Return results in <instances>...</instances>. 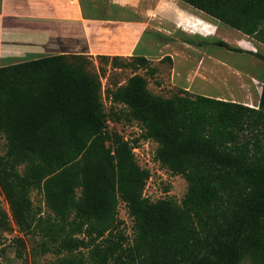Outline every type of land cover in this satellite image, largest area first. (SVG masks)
<instances>
[{
    "label": "trees",
    "instance_id": "obj_1",
    "mask_svg": "<svg viewBox=\"0 0 264 264\" xmlns=\"http://www.w3.org/2000/svg\"><path fill=\"white\" fill-rule=\"evenodd\" d=\"M179 1L248 37L264 22V0ZM256 40L264 45V31ZM130 59L135 68L149 63ZM87 60L0 67V198L8 206L0 208V231L11 223L21 232L36 227L58 253L88 249L87 261L62 264H264V80L254 107L201 95L163 98L137 74L110 93L157 143L155 160L186 181L179 206L143 196L149 171L135 160L137 140L106 130L100 80ZM33 190L54 221L33 220ZM119 201L133 219L127 245L117 232Z\"/></svg>",
    "mask_w": 264,
    "mask_h": 264
},
{
    "label": "rangeland",
    "instance_id": "obj_2",
    "mask_svg": "<svg viewBox=\"0 0 264 264\" xmlns=\"http://www.w3.org/2000/svg\"><path fill=\"white\" fill-rule=\"evenodd\" d=\"M177 1L182 9H187L185 3ZM190 9L192 16L184 17L177 13L179 16L175 17V10L167 2L161 1L147 12L144 11L143 22L146 28L148 26L145 37L152 33L154 45L145 42L146 45L140 46L138 52H135L134 56H143L149 61L143 67L135 68V64H131L130 58L133 55L85 56L88 58L87 70L96 74L100 80L101 101L107 116L106 130L117 132L131 145L137 140L133 150L135 160L141 168L149 171L143 196L151 202L169 199L179 206L187 191L186 181L155 160L157 143L144 137L145 131L141 124L129 119L127 109L112 102L110 93L137 74L146 78L152 94L163 98L177 94L190 97L212 95L219 100L237 103L247 100L250 103L248 106L254 107L258 106L264 80V45L256 40L264 31V22L256 38L248 37L202 12ZM226 32L231 35L228 37ZM219 40L232 48L257 52L263 59L218 47L216 43ZM104 57L109 59L105 60ZM113 57H118L117 61H110ZM235 63L241 68L240 72L235 68L238 73L232 68ZM5 152V140L0 137V156H4ZM79 195L78 189L76 196ZM30 198L34 221L39 217L41 220L48 218L54 221L41 192L33 190ZM0 208L8 211L2 198ZM117 212L121 222L117 232L126 238L125 245L130 244L133 238V219L121 201L118 202ZM76 238L87 240L83 234ZM57 248V244L49 242L36 227L21 232L11 223V230L0 231V264H62L67 258L87 261V248L82 247L71 254L65 251L58 253ZM244 264L250 263L246 261Z\"/></svg>",
    "mask_w": 264,
    "mask_h": 264
},
{
    "label": "crops",
    "instance_id": "obj_3",
    "mask_svg": "<svg viewBox=\"0 0 264 264\" xmlns=\"http://www.w3.org/2000/svg\"><path fill=\"white\" fill-rule=\"evenodd\" d=\"M161 1L175 17L193 15L177 0H0V67L55 56H134L145 42L154 45L143 15Z\"/></svg>",
    "mask_w": 264,
    "mask_h": 264
},
{
    "label": "bare ground",
    "instance_id": "obj_4",
    "mask_svg": "<svg viewBox=\"0 0 264 264\" xmlns=\"http://www.w3.org/2000/svg\"><path fill=\"white\" fill-rule=\"evenodd\" d=\"M236 64H237V63H235L234 65L232 64V68L234 67V70H235V68H236V69H238V72H240L239 70H241V68L238 67V66H236ZM235 72H237V71L235 70ZM238 72H237V73H238ZM243 102H245V101H243Z\"/></svg>",
    "mask_w": 264,
    "mask_h": 264
}]
</instances>
